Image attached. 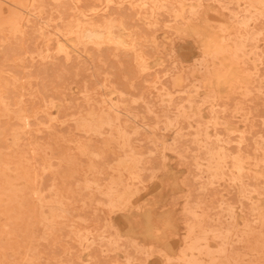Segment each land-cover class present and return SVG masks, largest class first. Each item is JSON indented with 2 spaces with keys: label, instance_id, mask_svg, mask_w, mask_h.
<instances>
[{
  "label": "rangeland",
  "instance_id": "rangeland-1",
  "mask_svg": "<svg viewBox=\"0 0 264 264\" xmlns=\"http://www.w3.org/2000/svg\"><path fill=\"white\" fill-rule=\"evenodd\" d=\"M263 1L0 0V264H264Z\"/></svg>",
  "mask_w": 264,
  "mask_h": 264
},
{
  "label": "bare ground",
  "instance_id": "bare-ground-1",
  "mask_svg": "<svg viewBox=\"0 0 264 264\" xmlns=\"http://www.w3.org/2000/svg\"><path fill=\"white\" fill-rule=\"evenodd\" d=\"M105 1H106V0H105ZM3 2H4V1H3ZM261 3H262V2H261ZM263 3H264V1H263ZM136 4H137V3H136ZM161 9H162V8H161ZM250 9H251V8H250ZM245 13H246V12H245ZM85 22H86V21H85ZM247 22H248V21H247ZM77 27H79V26H77ZM81 27H82V26H81ZM242 27H243V26H242ZM109 28H110V27H109ZM76 29H77V28H76ZM76 29H75V30H76ZM80 33H81V32H80ZM95 33H96V32H95ZM89 34H91V33H89ZM96 34H97V33H96ZM108 35H109V34H108ZM93 36H94V35H93ZM106 36H107V35H106ZM91 37H92V36H91ZM99 37H100V36H99ZM93 38L95 39V37H93ZM93 38H92V39H93ZM88 39H89V38H88ZM249 49H250V48H249ZM86 128H87V127H86ZM86 128H85V129H86ZM94 134H95V133H94ZM10 159H11V158H10ZM124 161H125V160H124ZM119 164H121V163H119ZM124 169H125V168H124ZM215 169H216V168H215ZM7 171H8V170H7ZM210 171H211V170H210ZM237 171H238V170H237ZM238 172H239V171H238ZM82 178H83V177H82ZM110 182H111V181H110ZM87 185H88V184H87ZM112 186H113V185H112ZM83 187H84V186H83ZM10 188H11V187H10ZM69 188H70V187H69ZM106 191H107V190H106ZM110 191H111V190H110ZM9 192H10V191H9ZM72 192H73V191H72ZM96 192H97V191H96ZM5 193H6V192H5ZM33 194H34V193H33ZM55 194H56V193H55ZM68 194H69V193H68ZM75 194H76V193H75ZM73 195H74V194H73ZM108 195H109V194H108ZM1 196H2V193H1ZM2 197H3V196H2ZM39 197H40V196H39ZM104 197H106V196H104ZM117 197H118V196H117ZM260 197H261V196H260ZM14 198H15V197H14ZM123 198H124V197H123ZM8 200H9V199H8ZM13 200H14V199H13ZM15 200H16V199H15ZM15 200H14V201H15ZM11 201H12V199H11ZM60 201H61V200H60ZM8 202H9V201H8ZM15 202H16V201H15ZM17 202H18V201H17ZM42 202H43V200H42ZM9 203H11V202H9ZM60 203H61V202H60ZM13 204H14V203H13ZM16 204H18V203H16ZM39 204H40V203H39ZM10 205H12V203H11ZM40 205H41V204H40ZM40 205H39V206H40ZM69 205H70V204H69ZM16 206H17V205H16ZM55 206H56V205H55ZM111 206H112V205H111ZM263 206H264V205H263ZM10 207H11V206H10ZM6 208H7V207H6ZM17 208H18V206H17ZM40 208H41V207H40ZM103 208H104V206H103ZM1 209H2V208H1ZM1 209H0V210H1ZM8 209H9V208H8ZM4 210H5V209H4ZM17 210H18V209H17ZM1 211H3V210H1ZM5 211H6V210H5ZM10 211H11V210H10ZM12 212H14L13 209H12ZM7 213H10V212H7ZM51 213H52V212H51ZM56 213H57V212H56ZM2 214H3V213H2ZM2 214H0V215H2ZM4 214H5V213H4ZM7 215H9V214H7ZM7 215H5L6 220H8L9 217H10V216H7ZM12 215L14 216L15 214L12 213ZM32 215H33V214H32ZM53 215H55V214H53ZM2 216H3V215H2ZM15 216H17V215H15ZM5 217H4V219H3L4 223H5ZM12 219H13V218H12ZM12 219H11V220H12ZM14 219H15V218H14ZM19 219H20V218H19ZM50 219H51V218H50ZM55 219H56V218H55ZM58 219H60V217H59ZM58 219H57V220H58ZM11 220H10V221H11ZM8 221H9V220H8ZM14 222H15V221H14ZM7 223H8V222H7ZM7 223H6V224H7ZM104 223H105V222H104ZM189 223H190V222H189ZM1 224H2V222L0 223V226H1ZM8 224H9V223H8ZM11 224H12V222H10L9 225H11ZM3 225H4V224H2V226H3ZM13 225H14V224H12V226H13ZM188 225H189V224H188ZM4 226H5V225H4ZM6 227H7V225H6ZM15 227H16V226H15ZM17 227H18V225H17ZM106 227H107V226H106ZM262 227H263V225H262ZM0 228H1V227H0ZM260 228H261V227H260ZM2 229H3V228L0 229L1 232L4 231V230L2 231ZM6 229L8 230V229H10V228H6ZM14 229H15V228H14ZM51 229H52V228H51ZM7 230H6V231H7ZM43 230H44V228H43ZM71 230H72V229H71ZM6 231H4V232H6ZM10 232H13V230H12V231H11V230L9 231V234L12 235ZM6 233H7V232H6ZM13 233H14V232H13ZM17 233H18V228H17ZM224 233H226V232H224ZM3 234H4V233H3ZM9 234H8V237L10 236ZM18 234H19V233H18ZM25 234H26V233H25ZM86 234H87V233H86ZM4 235H5V234H4ZM6 235H7V234H6ZM23 235H24V234H23ZM71 235H72V234H71ZM0 236H1V235H0ZM2 236H3V235H2ZM77 237H78V236H77ZM5 238H6V237H5ZM79 238H80V237H79ZM8 239H9V238H8ZM18 239H20V237H19ZM5 240H6V239H5ZM11 241H14V239H13V240H10V244H8L9 247H10V245H11ZM15 242H17V241H15ZM19 242H20V240H19ZM35 242H36V241H35ZM6 243H7V242H6ZM8 243H9V242H8ZM17 243H18V242H17ZM12 244H13V243H12ZM14 244H15V243H14ZM14 244H13V245H14ZM261 245H262V244H261ZM20 246H21V245H20ZM114 246H115V245H114ZM15 247H16V246H15ZM15 247H14V249H15ZM17 247H19V246L17 245ZM11 248H12V247H11ZM218 253H219V252H218ZM240 256H241V255H240ZM31 261H32V260H31ZM214 262H215V261H214ZM197 264H198V263H197ZM219 264H220V263H219ZM227 264H228V263H227Z\"/></svg>",
  "mask_w": 264,
  "mask_h": 264
}]
</instances>
